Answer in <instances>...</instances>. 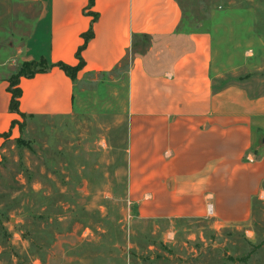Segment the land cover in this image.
Returning a JSON list of instances; mask_svg holds the SVG:
<instances>
[{
    "label": "crops",
    "instance_id": "1",
    "mask_svg": "<svg viewBox=\"0 0 264 264\" xmlns=\"http://www.w3.org/2000/svg\"><path fill=\"white\" fill-rule=\"evenodd\" d=\"M10 1V27L0 28V157L21 123L72 114L78 87L124 67L132 215L248 221L264 197V150L257 144L264 93L252 92L243 79L228 80L214 63V46H225L215 29L222 12L210 26L207 18L205 27L186 28L179 0ZM5 31L12 37H3ZM36 61L51 66L19 77L20 113L12 111L10 78ZM80 61L75 79L59 65Z\"/></svg>",
    "mask_w": 264,
    "mask_h": 264
},
{
    "label": "rangeland",
    "instance_id": "2",
    "mask_svg": "<svg viewBox=\"0 0 264 264\" xmlns=\"http://www.w3.org/2000/svg\"><path fill=\"white\" fill-rule=\"evenodd\" d=\"M179 1L182 27L210 26L222 12L214 63L264 93V0ZM12 9L0 0V28ZM125 78L121 67L85 81L72 114L29 118L2 143L0 264H264V197L236 224L132 215ZM257 144L264 150V134Z\"/></svg>",
    "mask_w": 264,
    "mask_h": 264
},
{
    "label": "trees",
    "instance_id": "3",
    "mask_svg": "<svg viewBox=\"0 0 264 264\" xmlns=\"http://www.w3.org/2000/svg\"><path fill=\"white\" fill-rule=\"evenodd\" d=\"M91 3H93V0H90ZM92 32L90 31L89 33H86L84 35L85 38V42L84 45L81 47L80 50H82L85 46H86V42L87 40L90 38ZM78 56L80 57V52L78 53ZM45 61H39V62H24L20 68L19 71H17L16 73H14L11 78H10V84H9V91L12 94V98H11V103H10V109L12 111L15 112H19V99L20 96L22 94V91L19 87V77L21 75H29L32 76L35 74V72L38 71H42L45 70L46 67H49L51 65H46ZM60 67H62L64 69V71L73 79L76 78V73L78 71V69L80 68V66L82 65V62L80 61V63L77 66H71L65 63H59ZM40 66L39 69H37V67ZM23 115V114H22ZM24 116V115H23ZM25 123H21V128L23 129V125Z\"/></svg>",
    "mask_w": 264,
    "mask_h": 264
},
{
    "label": "built area",
    "instance_id": "4",
    "mask_svg": "<svg viewBox=\"0 0 264 264\" xmlns=\"http://www.w3.org/2000/svg\"><path fill=\"white\" fill-rule=\"evenodd\" d=\"M208 212H209V214L212 213V205H211V203H210L209 206H208Z\"/></svg>",
    "mask_w": 264,
    "mask_h": 264
}]
</instances>
